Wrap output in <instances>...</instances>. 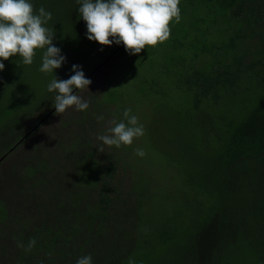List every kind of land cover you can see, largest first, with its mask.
I'll list each match as a JSON object with an SVG mask.
<instances>
[{
  "label": "trees",
  "instance_id": "obj_1",
  "mask_svg": "<svg viewBox=\"0 0 264 264\" xmlns=\"http://www.w3.org/2000/svg\"><path fill=\"white\" fill-rule=\"evenodd\" d=\"M35 1L47 10L61 7L57 17L70 21L72 9L80 7L78 0ZM184 1L180 23L171 22L170 38L159 45L172 53L174 65L160 68L175 89L192 97L196 122L217 155L215 165L226 164V204L174 231L166 225L148 228L131 181L125 188L115 183L126 168L122 158L106 145L99 152L95 135L101 126L93 132L86 123L97 107L91 96L85 100L89 108L78 115L80 133L67 141L78 144L76 166L81 157L87 164L82 178L73 175L72 160L63 163L69 174L60 170L61 154L46 158L43 152L37 160L28 157L23 168H9L16 184L10 202L0 198L6 209L0 264H76L86 255L93 264H264V0ZM122 52L123 45L88 79ZM47 113L8 147L13 149L2 162L56 110L39 123ZM32 238L31 251L18 247Z\"/></svg>",
  "mask_w": 264,
  "mask_h": 264
},
{
  "label": "rangeland",
  "instance_id": "obj_2",
  "mask_svg": "<svg viewBox=\"0 0 264 264\" xmlns=\"http://www.w3.org/2000/svg\"><path fill=\"white\" fill-rule=\"evenodd\" d=\"M56 1L60 5L73 2ZM30 2L38 14L41 6L35 0ZM184 2L181 0L180 4ZM60 8L45 9L52 14L46 27L55 35L53 44L66 57L59 69L47 74L39 70L42 50L37 51L31 65H24L19 56L3 61L5 69L0 71V157L37 122L35 120L49 112L52 92L47 90V86L54 78L69 79L74 74L73 65L81 66L87 76L122 45L102 46L90 41L79 11L72 9L70 21L57 17ZM159 45L155 46L158 50L147 46L137 55L117 54L90 79L89 90L79 91L77 95L83 100L94 98L97 107L92 108L86 123L93 126V132H98L97 128L101 126L95 138L102 132L106 134L112 120H122L123 112L128 108L144 125L145 134L134 140L131 146L109 148L122 158L126 167L115 183L125 188L124 184L131 181L133 195L141 201L140 208L146 216L148 228L166 225L174 231V226H190L193 217L202 219L214 205L223 207L231 184L225 171L226 164L215 165L217 155L209 149L211 142L207 144L202 132L204 128L196 122L192 97L175 89L174 82L169 81L170 78L161 70L162 64L169 68L174 61L172 53ZM97 112L102 113V121H98ZM79 113L74 107L63 114L55 113L0 162L1 199L6 203L12 200L11 192L16 183L10 169L23 168L28 157L37 160L44 157L43 152L46 158L52 154L63 155L62 164L58 166L65 174L70 173L63 164L68 160H72V166H75V177L82 178L86 174L87 164L82 162V157L79 166L74 163L76 140L67 142L70 135L80 133L77 126ZM63 122L67 126H63ZM62 144L64 146L60 148ZM40 145L43 146L41 150ZM137 148L144 149L146 155H136ZM240 180L243 181L242 176ZM5 217L6 209L0 202V222Z\"/></svg>",
  "mask_w": 264,
  "mask_h": 264
},
{
  "label": "clouds",
  "instance_id": "obj_3",
  "mask_svg": "<svg viewBox=\"0 0 264 264\" xmlns=\"http://www.w3.org/2000/svg\"><path fill=\"white\" fill-rule=\"evenodd\" d=\"M181 0H78L80 18L86 23L87 38L102 46L113 43L123 45L130 55H137L146 48L155 47L170 38V23H180ZM52 19L51 12L40 7L38 14L30 0H0V71L5 69L3 61L12 57L22 58L24 65L33 64L38 50H42L40 71L52 73L66 61L61 49L54 46V33L47 23ZM106 62V61H105ZM138 63V62H137ZM104 65V64H103ZM101 68V67H100ZM73 75L63 80L54 78L47 86L55 93L56 114H63L69 108L86 111L89 102L77 95V90L88 89L92 81L86 78L82 67L72 66ZM98 121L103 116L97 117ZM106 134L97 136L102 142L98 150L104 153V146H131L134 140L145 134L144 125L128 108L123 112V119L112 120ZM135 154L144 157V149L137 148ZM36 240L23 242L18 247L31 251ZM76 264H93L91 255L77 259Z\"/></svg>",
  "mask_w": 264,
  "mask_h": 264
},
{
  "label": "water",
  "instance_id": "obj_4",
  "mask_svg": "<svg viewBox=\"0 0 264 264\" xmlns=\"http://www.w3.org/2000/svg\"><path fill=\"white\" fill-rule=\"evenodd\" d=\"M119 47H120V46H119ZM119 47H118V48H119ZM115 51H116V50H115ZM112 54H113V53H112ZM112 54H111V55H112ZM111 55H110V56H111ZM110 56H109V57H110ZM109 57H108V58H109ZM108 58H107V59H108ZM107 59H106V60H107ZM106 60H105V61H106ZM105 61L101 62L97 67H95L94 69H92V71L86 76V78H89V77H90L91 75H93V74H94V73H95L100 67H102L103 64L105 63ZM54 109H55V108L53 107L52 110H54ZM52 110L49 111V112H48V113H47V114H46V115H45V116L39 121V123L42 122V121H43V120H44V119H45V118H46V117L52 112ZM39 123L37 124V126L39 125ZM22 139H23V138H21V139L19 140V142H21ZM12 149H13V148H10L9 151H7L5 154H3V155L0 157V161H2V159H4V157H6V156L8 155V153H9Z\"/></svg>",
  "mask_w": 264,
  "mask_h": 264
}]
</instances>
